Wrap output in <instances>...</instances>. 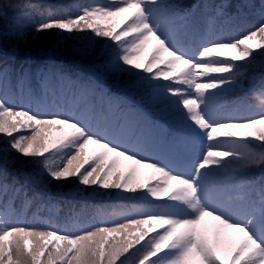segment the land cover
<instances>
[{"label": "snow or ice", "instance_id": "1", "mask_svg": "<svg viewBox=\"0 0 264 264\" xmlns=\"http://www.w3.org/2000/svg\"><path fill=\"white\" fill-rule=\"evenodd\" d=\"M72 7L75 12L41 13L32 22L34 30L71 34L90 29L114 42L110 69L140 79L149 101L164 102L188 134L199 139L202 151L191 161L178 151L173 157L146 155L145 146L121 128L55 101L35 98V107L18 104L6 72H0V133L10 138L11 149L41 158L51 180L74 178L78 192L89 187L96 194L101 189L143 192L146 201L113 213L123 222L104 219L108 214L101 212L100 218L81 225L80 212L73 208L63 226L13 221L11 204L5 203L0 208V264H129L137 252V264H264V175L258 185L246 186L243 195L227 202L211 195L208 182L221 169L248 174L256 168L264 174V151L245 156L234 147L259 141L264 149V88L244 102L251 113L245 117L224 115L213 103L224 85H238L240 67L264 57V15L255 30L225 37L212 35L213 17H198L169 0H76ZM122 15L117 27L98 23ZM222 15L218 6L215 16ZM201 25L200 41L189 43ZM257 37L259 44L249 43ZM152 40L150 56L140 61L139 53ZM48 78L45 74L41 82L46 91ZM25 129L31 134H20ZM89 146L91 156L85 155ZM56 158L62 164H54ZM121 161L133 165L125 174L116 170ZM138 168L152 170L151 182L133 180ZM0 190V200L9 192L13 197L23 192L2 179ZM207 217L218 222L211 235L204 226Z\"/></svg>", "mask_w": 264, "mask_h": 264}, {"label": "trees", "instance_id": "2", "mask_svg": "<svg viewBox=\"0 0 264 264\" xmlns=\"http://www.w3.org/2000/svg\"><path fill=\"white\" fill-rule=\"evenodd\" d=\"M75 2L76 0H0V4L3 5L0 8V12L3 13L0 14V72L7 74L9 91L16 96L18 93L20 94V101L17 100V103L22 101L25 106H28L35 92L40 95L37 81L41 83L45 74H48L49 104L54 101L52 77L62 84L65 108H69L72 88L76 83L79 102L74 112L78 114L90 116V95L96 85V80L102 81L99 91L96 93L98 100L101 94H108L116 89H129L134 90L133 93L138 96V101L142 105L150 108L159 105L161 102L149 101L147 89L140 79L110 69V62L117 51L114 42H110L107 38L96 37L90 29L75 31L71 34L61 33L55 29L41 32L34 30L32 22L38 20L41 13L46 15L48 9L56 13L75 12L76 9L72 7ZM169 2L179 5L183 9L194 10L198 17H213L211 28L212 25H215L216 35L225 37L240 35L250 29L255 30L264 15V0H169ZM29 5H36V7ZM218 6L223 15L216 17L215 9ZM122 19L123 15L111 20H100L98 23L117 27ZM41 36L43 38H39ZM249 43L259 44L260 39L257 37ZM154 46V40L147 42L139 53V60L147 59ZM226 51L238 55L233 49ZM237 71L239 73L237 75L238 85H224L225 91L215 99L221 102L214 105L224 114V105L231 103V115L245 117L251 113L244 102L254 100V93L264 88V57L256 56L254 62L240 67ZM60 74L66 78H58ZM200 82L207 81L201 80ZM31 84L35 85L34 93L31 91ZM254 86H256L255 91L245 94L246 89L250 90ZM107 102L111 111V125L115 127V123L124 110L125 103L118 100L113 94L109 96ZM151 112L161 116L170 113L166 104L160 108L151 109ZM124 117L126 120L130 118L133 123L137 121L129 112H126ZM145 121L147 122L145 129L148 127L150 131L143 137L141 143L145 146V150H149L153 146L155 136L151 124L149 121ZM132 128L125 121L123 130L128 135ZM236 131L253 132L255 130L238 129ZM20 134L30 135L31 132L25 129ZM13 135L18 134L14 133ZM9 139L0 133V179L6 181L8 185L22 188L23 192L14 197L9 192L0 200V208L10 202L9 212L13 221L21 219L26 223L43 225L51 222L63 226L70 215V209L74 208L80 212L78 222L81 225L93 222L94 217L100 218L101 212L108 214L102 217L104 219L123 222L119 216L113 215V213L119 212L121 208L140 207L135 202L138 193L120 194L115 189H101L99 194H96L90 187L86 191L78 192L74 178L71 181L51 180L44 172L40 162L41 158L24 157L15 149L10 148ZM234 147L245 156L251 151H264L261 149L259 141H255L253 144L240 143ZM92 154L93 148L89 146L85 150V155L91 156ZM52 162L62 164L63 161L56 158ZM129 164L131 162L121 161L116 170L123 174ZM150 170L138 168L134 173L133 180L145 183L152 177ZM247 173L238 176L237 186L239 184L258 185L264 175L256 168L248 169ZM24 193L27 194L26 197ZM81 209L83 210L81 211ZM139 255L140 253L137 252L131 256L129 264H137Z\"/></svg>", "mask_w": 264, "mask_h": 264}, {"label": "rangeland", "instance_id": "3", "mask_svg": "<svg viewBox=\"0 0 264 264\" xmlns=\"http://www.w3.org/2000/svg\"><path fill=\"white\" fill-rule=\"evenodd\" d=\"M44 36H45V35H44ZM39 38H43V37L41 36V37H39ZM212 225H213V226H215L216 224H215V223H213Z\"/></svg>", "mask_w": 264, "mask_h": 264}]
</instances>
